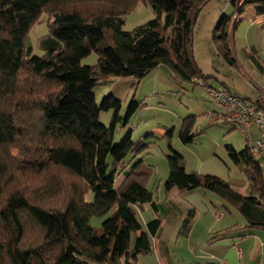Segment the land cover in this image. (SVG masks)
Masks as SVG:
<instances>
[{
	"label": "trees",
	"instance_id": "16d2710c",
	"mask_svg": "<svg viewBox=\"0 0 264 264\" xmlns=\"http://www.w3.org/2000/svg\"><path fill=\"white\" fill-rule=\"evenodd\" d=\"M139 1L0 0V264H138L137 256L150 250V234L160 221L152 219L143 229L138 206L152 198L153 168L142 156L153 142L133 139L132 129L115 138L142 102L133 97L121 112V99L109 93L98 102L94 87L110 78L139 80L160 65L181 83L209 81L195 58L193 30L210 0H147L154 17L123 29L125 15ZM237 1L231 0L236 9ZM248 6L264 15V0H243L236 16ZM44 12L51 39L43 55L31 54L25 37ZM231 18L220 14L213 39L218 54L235 66ZM92 51L97 62L82 64ZM110 109V123L100 122V112ZM194 127L195 115L182 119L184 144L193 142ZM172 133L165 134L166 189L201 187L234 205L245 199L216 175L188 171L171 145ZM230 155L245 163L264 201L261 167L247 144L242 151L231 147ZM126 167L131 171L116 188ZM95 216L103 217L101 227L92 225Z\"/></svg>",
	"mask_w": 264,
	"mask_h": 264
},
{
	"label": "crops",
	"instance_id": "0c3cea01",
	"mask_svg": "<svg viewBox=\"0 0 264 264\" xmlns=\"http://www.w3.org/2000/svg\"><path fill=\"white\" fill-rule=\"evenodd\" d=\"M232 5L235 7L233 3ZM236 10L232 11L229 15L232 16L230 32L232 34V45L237 63L235 66L228 65L235 70H240L245 60L251 57L252 62L256 66L257 77L264 80V60L260 55L262 47L264 48V24L260 25L252 21L254 17L259 16L254 6L247 7L238 17L236 16ZM260 16L264 19L263 14ZM165 68L167 67L160 65L143 78L136 79L137 83L140 84L147 76H152L154 83L150 90V96H158L164 100H173V96L160 89L162 86L157 83L161 76H163L162 81L165 76L175 79L170 69ZM250 69L253 71V67H250ZM237 73L243 75L240 71ZM206 75L210 74L207 72ZM191 84H196V82H192ZM221 85L219 88H226L238 96L248 99L254 98V94L242 96L243 92L238 90V88H234L231 83L226 81L222 80ZM177 86L179 88V85ZM141 102V107L146 105V102ZM141 107L128 119L125 125H119L121 128L120 133H125L126 130L132 129L133 139H142L134 136L135 126L127 128L130 120L133 118H135V122L138 124L137 129L139 131L144 129L143 133L148 130L155 132L159 137H165L167 131L172 128L171 145L173 143L172 146L183 155L184 165L188 171L194 170L221 177L244 196L245 199L239 205H234L215 192L201 187L189 191L181 190L177 186L166 189L165 180L169 174V167L166 161L163 162L164 165H162L161 172L154 173L153 170L148 181V189L152 196L151 200L138 206L139 218L143 229L148 231L147 223L155 218L159 219L160 225L155 233L150 234V250L140 253L137 256V263L262 264L264 225L259 223H264V201L247 177L244 166L236 163L230 155L231 147L236 151H242L246 148V145L244 148L238 149L231 143L225 144L230 159H228L227 155H219V158L216 156H208V158L200 156V152L194 148V142L198 133L195 135L193 142L189 144H184L179 137L182 119L188 115L195 114L189 112L186 116H182L177 121V124L170 125L164 120L154 123L152 121L153 116ZM219 122L230 123L225 115H222L216 121V123ZM147 124H151V126H146ZM253 128H255L256 134L259 136L258 127L254 124L250 128L251 135ZM175 129L178 131L177 136H174ZM159 141L160 143H165L167 138H161ZM230 160L234 162L237 168L239 167V169H234L237 173H231L227 169L226 166L229 165L231 170L232 161ZM143 164L154 167V169L156 166L150 161L146 162V159H143ZM127 171H131V168L126 167L117 175L115 181L116 188L123 183ZM252 197L254 200H249ZM189 211H194L193 217L189 224L184 226L183 221L188 216ZM138 234L139 232L136 233V235Z\"/></svg>",
	"mask_w": 264,
	"mask_h": 264
},
{
	"label": "rangeland",
	"instance_id": "374dc122",
	"mask_svg": "<svg viewBox=\"0 0 264 264\" xmlns=\"http://www.w3.org/2000/svg\"><path fill=\"white\" fill-rule=\"evenodd\" d=\"M242 2L243 0H238L236 4H242ZM234 10H236V7L232 5L231 0H210L204 4L194 24V54L204 73L207 74L208 72L210 74L209 83L211 86L219 88L222 86L221 82L223 80L231 83L234 88H238V90L243 92L242 96L253 95L255 86L264 87V80L257 77L256 66L252 62L251 57L246 59L244 56L246 60L243 67L239 63L242 68L235 70L218 55L213 39V27L219 15L222 12L229 15ZM48 17V13L44 12L40 17L41 20L32 26L25 37V45L27 48H31V54L43 55L45 52L43 45L51 39L47 22ZM153 17L154 12L148 1L140 0L136 8L125 15L123 29L133 30L137 25L143 24ZM260 55L264 60L263 47ZM97 60V52L92 51L88 56L82 58L81 62L82 64H95ZM250 67H253V71H251ZM237 70L242 72L243 75L237 73ZM162 77L158 79L157 83L161 84L162 87L160 89L173 96V100H164L158 96H150V90L154 83L152 76H147L140 84L132 76L110 78L101 81L94 87L96 100L100 102L105 94H114V96L122 100L121 112H123L130 100L135 97L137 100L146 102V105H143L141 108L145 109V111L147 110V113L153 116L152 121L154 123L164 120L170 125L177 124V121L189 112L195 114L194 131L198 135L194 142V148L200 152V156L207 158L208 156H216L219 158V155H227L228 159H230L225 144L231 143L238 149L245 147L247 144L245 135L239 129L234 128L232 123H216V121H212L209 117V111L221 112L223 110L217 105L213 96L209 94L205 85H202L200 82L196 84L181 83L177 79L167 78L168 76H165L162 81ZM203 81L205 80L203 79ZM177 85H179V88ZM112 115V109L101 111L99 116L100 122L109 124ZM135 121V118L130 120L127 128L135 126V137L153 142L148 153L142 157L146 159V162L150 161L154 166L156 165L155 169L152 167L154 173H160L162 165H164L163 162H167L166 154L169 151L168 140L165 143H160L159 140L166 137H159L155 132L148 130L143 133L144 129L139 131L137 129L138 124ZM146 126H151V124H147ZM120 130L119 126L115 137L117 141L125 134L124 132L120 133ZM201 131L202 133H200ZM174 132V136H177L178 131L175 129ZM200 136L201 138H199ZM256 136L258 134H256L255 128H253V140H255ZM244 164L242 165L245 167ZM226 167L231 173H237L234 169H239V167L237 168L234 165L233 161L231 170L229 165ZM102 220V216H95L92 218L91 223L95 227H101Z\"/></svg>",
	"mask_w": 264,
	"mask_h": 264
},
{
	"label": "built area",
	"instance_id": "2783aa9c",
	"mask_svg": "<svg viewBox=\"0 0 264 264\" xmlns=\"http://www.w3.org/2000/svg\"><path fill=\"white\" fill-rule=\"evenodd\" d=\"M240 5L241 3L237 4V10ZM236 13L238 14V12ZM252 21L260 25L264 24V19L260 15L254 17ZM196 82L206 86L209 94L213 96L217 105L222 108L223 111L221 112L228 118L234 128L239 129L245 135L249 152L252 158L258 161L264 178V87L255 86L254 98L248 99L225 88H215L210 85L209 81L205 82L202 78H197ZM209 117L212 121H217L222 117V114L214 111L209 113ZM253 124L259 130V136L255 140H253L250 132ZM262 264H264V253Z\"/></svg>",
	"mask_w": 264,
	"mask_h": 264
}]
</instances>
